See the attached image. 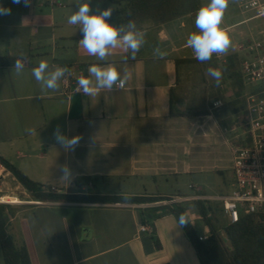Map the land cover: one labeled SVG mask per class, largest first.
Instances as JSON below:
<instances>
[{
    "label": "crops",
    "instance_id": "crops-1",
    "mask_svg": "<svg viewBox=\"0 0 264 264\" xmlns=\"http://www.w3.org/2000/svg\"><path fill=\"white\" fill-rule=\"evenodd\" d=\"M108 1L113 8L109 22L119 26L118 7L113 0ZM80 2L30 0L25 6L23 0L20 4L0 0V5L11 9V14L0 15V155L35 183L56 188L59 194L171 200L191 196L180 189L171 193L144 187L145 180L157 177L177 180L193 175L199 161H185L181 156L180 161L167 162L160 157L166 148L154 141L158 137L136 126L185 118L172 117L170 97L176 96L180 68L186 64L178 67L177 61L192 59L187 56L191 49L186 44L187 29L196 14L167 23L145 21L137 27L146 33V42L134 60L130 52L116 49L107 61H98L79 46L83 38L80 26L67 23ZM102 3L105 0H90L93 12L109 8ZM156 48L167 55L155 56ZM24 57L29 58V64L22 65L20 74L14 65L2 61ZM41 60L50 67L66 66L77 77H87L94 63H111L129 79L123 89L114 87L111 92L91 96L66 94L64 78L58 91L42 92L31 75ZM57 127L69 138L81 136L74 150H65L57 143L53 135ZM179 149L182 154L183 148ZM64 166L70 169L68 178L62 171ZM121 180L125 189H121ZM142 185V190L137 189ZM13 187L31 196L11 174L3 193ZM189 187L200 189L194 184ZM7 201L24 203L17 197H3L2 202ZM33 201L38 203L17 208L7 225L8 234L18 248L26 249L31 264H204L176 216L155 212L163 207L160 202ZM187 213L195 228V215L188 209ZM34 217L42 220L30 225ZM143 226L148 230L142 231ZM197 233L200 238L210 235L207 225ZM0 264H5L1 246Z\"/></svg>",
    "mask_w": 264,
    "mask_h": 264
},
{
    "label": "rangeland",
    "instance_id": "rangeland-1",
    "mask_svg": "<svg viewBox=\"0 0 264 264\" xmlns=\"http://www.w3.org/2000/svg\"><path fill=\"white\" fill-rule=\"evenodd\" d=\"M240 1L229 0V5L222 21V27H228L227 29L231 39L229 50L225 54H214L210 61L201 63L194 57L193 51L189 49L187 50V56L194 61L181 65L180 79L176 88L178 106L183 110L186 106L195 107V112H197L198 116L180 118L179 121L144 122L136 126V129L153 133L155 137H158L154 141L160 144L161 147L166 148V150L160 152V157L167 162L180 161L181 156H184L185 161H191L192 158L199 161V164L194 168L195 174L193 175H182L177 180L175 177H157L154 181L145 180L144 184L146 186L144 187L148 191L153 190L156 192L158 189L159 191L177 193L178 189H180L181 192L191 196L203 195L211 197L226 195L234 190L235 181L231 169L230 150L233 143H235V136L243 129L242 127L235 128L229 125L225 127L223 125L224 120L228 116L229 107L227 106V101L222 97V94L223 92L229 91L231 87V81L223 74V64H225L229 54L232 52L239 53V47L243 42L252 36H256L255 29L257 26V23L255 24L254 22L236 25L250 16L249 13L243 11L240 7ZM207 3L208 0H201V6ZM102 4L111 7V3L108 0H105V3ZM188 25L187 38L190 33L197 31L195 27V16L189 21ZM209 67L222 71V79L218 86L207 75ZM216 99H221L225 105L219 109L213 108L212 104ZM179 148H183L184 152L182 154ZM120 184L121 189H125V181L121 180ZM190 184H194L200 187V189L198 191L192 190L189 187ZM137 189L142 190L143 185L138 186ZM6 195L17 197L22 201L34 200L31 196L25 195L21 188L14 189L13 187L6 192ZM196 202L199 201L192 200L182 204L189 210L191 215H195V228L201 233L206 228V225L198 212ZM209 204L221 208V204L218 202H210ZM0 205L4 206L5 214L9 216L12 213L11 210L14 211L13 215H15L16 209L24 206ZM170 205H173V203L164 206ZM72 210H76V208ZM148 213L152 212L147 211L146 214ZM216 213L214 215H217V217L220 216L219 212ZM36 219L42 220V218L34 217L30 225ZM219 219L220 222L217 224L219 228L229 223L224 216H221Z\"/></svg>",
    "mask_w": 264,
    "mask_h": 264
},
{
    "label": "trees",
    "instance_id": "trees-1",
    "mask_svg": "<svg viewBox=\"0 0 264 264\" xmlns=\"http://www.w3.org/2000/svg\"><path fill=\"white\" fill-rule=\"evenodd\" d=\"M117 5L119 25L129 19L134 20L137 26L145 21L154 23H167L176 19L194 15L201 7V0H113ZM131 12V16L128 13ZM139 28V27H138ZM20 59L22 65L29 64V58H3L2 61L14 65ZM194 60H178L177 65L189 63ZM217 61V60H216ZM218 66V65H217ZM219 67V66H218ZM223 74L231 81L229 91L223 92L222 97L229 107L228 116L223 125L242 127V113L245 108L244 93L248 90L245 79L241 72V55L232 52L227 56L223 64ZM252 92L260 93L263 88H251ZM178 106L176 96L170 97V111L172 117L198 116L195 107L186 106L184 110ZM0 163L3 164L17 179L21 186L36 200L43 202H70V203H132L146 204L161 201H170L171 198L163 197H126L113 198L81 196L77 194H59L47 192L46 187L35 183L16 166L12 165L0 155ZM210 202H196L199 214L209 228L210 235L201 240L196 229L193 227L187 213V208L182 204L157 207L155 212L162 211L175 215L179 221L181 214L187 220L182 227L191 238L200 258L204 264H264V216L258 214L243 215L237 223H227L219 228L220 217L224 216L222 206L218 208ZM218 208V209H217ZM11 215L14 211L11 210ZM215 212V213H214ZM216 212H219L217 217ZM5 214L4 206L0 205V246L5 264H31L25 248H18L13 237L7 232L10 218ZM223 231L232 244L230 248L223 238Z\"/></svg>",
    "mask_w": 264,
    "mask_h": 264
},
{
    "label": "clouds",
    "instance_id": "clouds-1",
    "mask_svg": "<svg viewBox=\"0 0 264 264\" xmlns=\"http://www.w3.org/2000/svg\"><path fill=\"white\" fill-rule=\"evenodd\" d=\"M15 4H20L21 0H12ZM25 6L30 4V0H23ZM229 5V0H208V3L201 6L196 12L195 27L197 31L189 34L186 44L194 53V57L201 63L208 62L213 55L225 54L230 46L231 39L228 29L222 27L225 11ZM77 10L73 11L67 20L69 25H79L83 38L79 41V46L89 56L95 57L98 61H107L116 49L131 53V59H135L137 53L144 45L146 33L137 27L134 20L129 19L126 23L116 26L110 23L113 8L103 10L97 9L93 12L90 7V0H82L77 4ZM11 14L10 8L0 5V15ZM131 16V12L128 13ZM154 55L163 58L167 53L160 48L154 49ZM128 57H125L127 59ZM17 74L23 71L22 61L17 59L14 64ZM69 73L66 66L50 67L48 62L41 60L38 66L31 69V75L39 84L42 92L58 91L60 82ZM207 75L210 76L217 86L222 79V71L209 67ZM129 76H123L111 63L92 64L88 68V76H81L77 81V92H83L86 96L99 94L101 91L111 92L113 88L123 89ZM31 132L32 130H27ZM55 140L65 150H74L81 139L80 135L69 138L64 135L60 128L53 133ZM65 178L70 176V169L67 166L62 168ZM187 220L183 214L179 218V226H183Z\"/></svg>",
    "mask_w": 264,
    "mask_h": 264
},
{
    "label": "built area",
    "instance_id": "built-area-1",
    "mask_svg": "<svg viewBox=\"0 0 264 264\" xmlns=\"http://www.w3.org/2000/svg\"><path fill=\"white\" fill-rule=\"evenodd\" d=\"M240 7L250 14L248 18L238 24L254 22L256 36L248 38L239 47L241 55V72L249 89L244 93L245 108L242 113V131L235 138L231 147V169L234 176V190L220 196H184L170 201L160 202V205L182 204L187 201L218 202L223 209L224 217L229 223H237L243 215L258 214L264 216V90L260 93L252 92L251 88L264 89V1L241 0ZM78 77L69 72L64 77V91L66 94L77 92ZM213 108L219 109L225 104L221 99L213 102ZM237 128V127H235ZM11 172L0 163V204L27 205L37 204L35 201H23L16 204L2 202L3 185ZM13 175V174H12ZM47 192H59L56 188H45ZM162 203V204H161ZM147 231L146 227L141 228ZM205 240L207 238H200Z\"/></svg>",
    "mask_w": 264,
    "mask_h": 264
},
{
    "label": "water",
    "instance_id": "water-1",
    "mask_svg": "<svg viewBox=\"0 0 264 264\" xmlns=\"http://www.w3.org/2000/svg\"><path fill=\"white\" fill-rule=\"evenodd\" d=\"M223 238H224L226 244H227L230 248H232V244H231L230 240L228 239V237H227V235H226V233H225L224 231H223Z\"/></svg>",
    "mask_w": 264,
    "mask_h": 264
}]
</instances>
